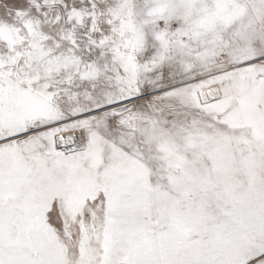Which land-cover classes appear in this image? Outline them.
Instances as JSON below:
<instances>
[{
	"label": "snow or ice",
	"instance_id": "1",
	"mask_svg": "<svg viewBox=\"0 0 264 264\" xmlns=\"http://www.w3.org/2000/svg\"><path fill=\"white\" fill-rule=\"evenodd\" d=\"M0 264H264V0H0Z\"/></svg>",
	"mask_w": 264,
	"mask_h": 264
}]
</instances>
